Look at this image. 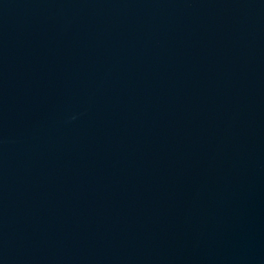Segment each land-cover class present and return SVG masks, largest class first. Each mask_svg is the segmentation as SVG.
Segmentation results:
<instances>
[{"label": "water", "instance_id": "water-1", "mask_svg": "<svg viewBox=\"0 0 264 264\" xmlns=\"http://www.w3.org/2000/svg\"><path fill=\"white\" fill-rule=\"evenodd\" d=\"M0 264H264V0H0Z\"/></svg>", "mask_w": 264, "mask_h": 264}]
</instances>
